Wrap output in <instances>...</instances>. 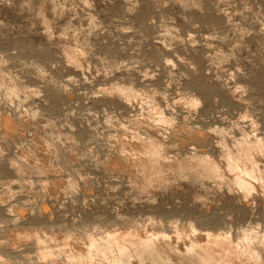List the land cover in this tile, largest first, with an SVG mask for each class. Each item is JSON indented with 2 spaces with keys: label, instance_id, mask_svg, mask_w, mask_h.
I'll list each match as a JSON object with an SVG mask.
<instances>
[{
  "label": "rangeland",
  "instance_id": "obj_1",
  "mask_svg": "<svg viewBox=\"0 0 264 264\" xmlns=\"http://www.w3.org/2000/svg\"><path fill=\"white\" fill-rule=\"evenodd\" d=\"M160 1L56 0L53 5L51 0H0V58H4L0 60H4L1 65L6 66L1 67L5 72L0 68V75H8L6 78L3 75V80L8 78L5 80L8 82L10 78L9 83L12 82L9 85L4 81L2 86L0 83V121H3L2 126L5 124L2 127L0 122V128L5 130L1 133L0 129L4 138L0 139V157L6 159L0 160L2 224L7 225L5 220L9 218L13 220L8 221L12 223L10 228L42 225H50V228L55 224L56 228L67 226L83 231L88 227L87 223L93 228L104 227L106 223L118 226L124 222L125 226H136L139 231L146 232L161 227L159 223L149 221L157 217L155 220L166 218L169 221L170 226H164L168 231L188 228L189 235L185 232L188 236L195 229L206 233L203 228L210 226L222 231L232 230L234 235L241 237L240 240L249 229L264 236L262 196L247 195L224 183L221 176L210 180L199 177L198 180L188 171L175 172L169 182L142 188L138 180L140 173H137L141 164L122 147L124 141L131 144L135 138H145L147 125L140 124L138 130H134L139 133V138L134 131L122 142L120 136L117 137L130 124L146 116L159 121L156 128L169 138H181L183 133L177 125H187L192 129L189 137L193 141L184 144L183 152L199 151L197 153L209 155L216 161L224 160L226 148L233 153L241 150L240 141L246 136L251 140L263 139L264 0H190L189 4L182 0ZM45 4L46 9L42 10ZM69 29L86 32L83 39L89 45L85 48L92 51L85 53L88 59L82 56L83 66L67 62L63 55L68 43L75 44L80 40L67 38L64 33ZM33 69L43 70L42 76H37L40 70ZM14 83L19 88L16 98L8 91L15 87ZM124 88L128 89L126 93ZM37 112L46 115L48 121L41 117L40 122ZM6 117L15 121L11 127L6 126V119H3ZM170 119L175 122V128ZM46 138L48 143L51 140L53 145H58L48 147L52 150L46 145L42 154L48 157L45 169L39 174H24L25 180L20 178L23 176L12 171L8 159H20L25 150L35 148L38 143L48 144ZM115 138L117 141L119 138L118 143ZM114 156L119 157L115 159ZM47 181H56L59 187L54 186L53 191ZM66 184L67 189H64ZM8 190L13 192L7 198ZM215 193L218 194L216 198ZM10 205L18 206H13V210ZM17 207L19 209H15ZM174 221L180 222L179 225ZM192 222L195 229H192ZM97 223L101 225L96 226ZM103 227L96 228L99 234L108 226ZM10 228L4 232L0 229V240L5 241V238L1 239L4 235L1 233H9ZM238 231H241L240 235ZM7 240L6 246L3 242V249L0 248L3 254L8 251L7 255L0 253L3 264H8L9 258L12 262L17 260L15 264L63 261L62 256L39 260L32 239L23 238L14 246L10 239ZM58 241L53 240L51 248H59ZM24 259L26 261H22Z\"/></svg>",
  "mask_w": 264,
  "mask_h": 264
},
{
  "label": "bare ground",
  "instance_id": "obj_2",
  "mask_svg": "<svg viewBox=\"0 0 264 264\" xmlns=\"http://www.w3.org/2000/svg\"><path fill=\"white\" fill-rule=\"evenodd\" d=\"M47 1V0H46ZM154 1V0H153ZM156 1V0H155ZM160 1V0H159ZM185 3H188V1L190 2V0H182ZM193 1V0H192ZM191 1V3H193ZM52 4L55 2L56 0L52 1ZM50 2V3H51ZM161 2V1H160ZM164 2V1H163ZM45 3V1L43 2ZM48 3V2H47ZM55 3L53 5H55ZM58 3V2H57ZM157 3V2H156ZM158 4V3H157ZM160 4V3H159ZM189 4V3H188ZM192 5V4H190ZM47 4H45L43 6V8L41 7L42 10H45ZM54 8V6H53ZM59 8V7H58ZM175 19V18H174ZM52 31V30H50ZM83 31V30H82ZM64 35L67 38H80L79 41H76L75 44H70L68 43L67 46L65 47L64 50V54L66 55L64 57H67V62L71 61L74 62V64H78V66L80 67V65H82V63L84 64V62L82 61V56L84 55L85 57H87L85 55V53H87L88 51H92L90 49H86L85 47H87L88 45L85 43L84 41V36H86V32H75L71 29L66 30ZM86 39V38H85ZM66 40V39H65ZM91 46V45H90ZM88 48V47H87ZM91 48V47H89ZM64 49V48H63ZM89 53V52H88ZM85 57L83 58V60H85ZM3 58V57H2ZM0 58V59H2ZM109 58V57H108ZM4 59V58H3ZM66 59V58H65ZM88 59V57H87ZM4 63V60H2ZM0 60V65L1 62ZM19 61V60H18ZM20 62V61H19ZM18 62V63H19ZM23 62V61H22ZM25 63V62H24ZM6 64V63H5ZM15 64V63H14ZM73 64V65H74ZM115 64V63H114ZM5 66V65H4ZM3 65L0 66L3 68H6V66L4 67ZM20 66V65H19ZM25 66V65H24ZM27 66V65H26ZM41 66V65H39ZM46 66V65H45ZM83 66V65H82ZM43 67V66H41ZM40 68V67H39ZM44 68V67H43ZM42 68V69H43ZM47 68V67H46ZM45 68V70H47ZM2 69V68H1ZM0 69V70H1ZM38 69V68H37ZM22 70V69H21ZM40 70V69H39ZM38 70V71H39ZM105 70V69H104ZM3 72H5V70L2 69ZM0 71V72H2ZM38 72L37 70H34ZM43 70H40L37 73V76H42V72ZM36 72H32L34 74H36ZM47 73V72H46ZM45 73V74H46ZM9 74V73H7ZM12 74V73H11ZM11 74H9L11 76ZM17 74V73H16ZM41 74V75H40ZM4 73L2 75H0V83L1 86L2 84H4V81L7 80H3L4 79ZM48 75V74H47ZM7 77H9L8 75H6ZM5 76V78H6ZM14 76V75H13ZM16 77V76H15ZM46 77V75H45ZM51 77V76H50ZM49 77V78H50ZM12 78V77H11ZM17 78V77H16ZM14 78V79H16ZM36 78V77H35ZM41 78V77H40ZM44 78V77H43ZM42 79V78H41ZM13 80V79H12ZM10 81V78H9ZM8 83L9 85H12L11 83ZM17 81V80H16ZM13 81V82H16ZM40 82V81H39ZM57 82V81H56ZM5 83V85H7ZM17 83V82H16ZM14 83V85L16 84ZM23 83V82H22ZM21 83V84H22ZM20 84V85H21ZM53 84V83H52ZM8 85V86H9ZM17 85V84H16ZM15 85V87H11L10 90H8L10 92V94L12 95V97H15V94H17L18 96V89L17 86ZM24 85V84H23ZM22 85V86H23ZM50 85V84H49ZM55 85V84H54ZM0 86V87H1ZM26 88V85H24ZM23 86V87H24ZM22 87V89H23ZM28 87V86H27ZM45 87V86H44ZM61 87V86H59ZM24 88V89H25ZM37 88V87H36ZM40 88V87H39ZM49 88V87H48ZM57 85H56V89H57ZM8 89V87L6 88ZM29 89V88H28ZM3 90V89H2ZM32 90V89H31ZM30 90V92H32ZM125 91V93L128 91V89L125 88L122 89ZM1 91V89H0ZM21 92H23L22 90H20ZM27 90L24 91V94H26ZM29 91V90H28ZM42 91V89H41ZM39 92V91H38ZM44 92V91H43ZM56 93V92H55ZM124 93V94H125ZM9 94V93H8ZM30 94V93H29ZM28 94V95H29ZM10 95V96H11ZM27 95V94H26ZM32 95V94H30ZM7 97V96H6ZM28 98V96H26ZM49 97V96H48ZM9 98V97H8ZM16 98V97H15ZM21 98V97H20ZM19 98V99H20ZM35 98V97H34ZM46 98V97H45ZM7 99V98H6ZM12 99V98H11ZM26 99V98H25ZM30 99V98H29ZM8 100V99H7ZM10 100V99H9ZM15 100V99H13ZM11 100V103L12 101ZM19 101V100H17ZM30 101V100H29ZM33 101V100H32ZM30 102V104L33 102ZM5 102V101H4ZM3 102V104H4ZM10 102V101H9ZM20 102V101H19ZM192 102V101H191ZM195 102V101H194ZM28 103V102H27ZM19 104V103H18ZM21 104V103H20ZM196 104V102H195ZM193 104V105H195ZM29 105V104H28ZM192 105V107H193ZM197 105V104H196ZM198 106V105H197ZM24 107V106H23ZM28 107V106H27ZM196 108V107H195ZM18 109V108H17ZM29 109V108H28ZM28 111V110H27ZM26 112V111H25ZM49 112V111H48ZM29 113V112H28ZM38 113V112H37ZM44 113V112H43ZM46 113V112H45ZM41 113H38L37 115L39 116V118L37 117L38 120H41V117L45 119L46 115L42 116L40 115ZM51 114V113H50ZM49 114V115H50ZM21 115V114H20ZM28 115V114H27ZM32 115V114H31ZM36 115V114H35ZM52 115V114H51ZM151 115V114H149ZM23 115H21V119ZM30 116V115H29ZM28 116V117H29ZM33 116V115H32ZM72 116V115H71ZM4 117V116H3ZM13 117V116H12ZM10 116V118H12ZM16 117V116H15ZM19 117V116H18ZM19 117V118H20ZM27 117V116H26ZM31 117V116H30ZM36 117V116H34ZM136 117V116H135ZM139 117V116H138ZM143 117V116H142ZM174 117V116H172ZM9 118V117H8ZM3 118V119H8ZM56 118V117H55ZM66 118V117H65ZM2 119V118H1ZM13 119V118H12ZM10 120H5L6 122V126L11 127L15 121H11ZM35 119V118H34ZM33 119V121H34ZM47 119V117H46ZM54 119V118H53ZM157 119V118H156ZM16 120V119H15ZM30 120V119H29ZM175 120V119H174ZM22 121V120H21ZM36 121V120H35ZM45 121V120H43ZM48 121V119L46 120ZM162 121V120H161ZM160 121V122H161ZM164 121V120H163ZM1 122V126L3 125V121ZM42 122V120L40 121ZM70 122V121H69ZM100 122V121H99ZM113 122V121H112ZM165 122V121H164ZM167 122V121H166ZM170 122L174 124L175 122L170 119ZM185 122V121H184ZM18 123V122H17ZM21 123V122H20ZM44 123V122H43ZM58 123V122H57ZM145 123L148 128V130L146 131V137L145 138H139L138 132H135L134 130H138V128L140 127V124ZM156 123L153 121V119L149 118L146 116V118H140L137 119L134 123L130 124L127 129L122 132L120 129L123 128L121 126V128L119 129L122 134L120 133L118 136H120V141H124L125 138H127L128 136L131 135V131H134L135 133H137V138L136 141L134 140V138L132 137L133 143H128L124 141V146L122 147L124 150L129 151V154L131 152V154H133L132 156H134L138 161L139 164H141V168L138 170L140 172L139 174V185L142 188H149L151 186H153L155 183H163V182H169L172 178L171 176L173 174H175V172H181V171H188L189 173H194V177L196 176L199 180V177L210 180L211 178L217 177V176H221V178H223L224 183L229 184L231 187L244 191L247 193V195H258V196H262L264 198V138L262 139L261 137L259 139H253L251 140L250 138H248L247 136L241 140L240 142L242 144H240V146H242L241 150L235 147L236 149V153L231 152L228 148L225 149L224 153H223V157L224 160L222 161H216V159L210 158L206 155H202L199 154L197 152H194L192 150H188V151H184L183 152V146L186 142L188 141H193V138L189 137L190 133H191V128H189L187 125L186 126H179L177 125L178 129L183 133V136L181 138H169L167 134L162 133L161 131H159L156 127ZM162 123V122H161ZM169 123V122H168ZM179 123V122H178ZM164 124V123H163ZM167 125V123H165ZM170 124V123H169ZM55 125V124H54ZM165 125V126H166ZM176 125V124H175ZM181 125V124H180ZM5 126V124H4ZM2 126V127H4ZM42 126V125H41ZM44 126V125H43ZM144 126V125H143ZM161 126V125H160ZM164 126V125H163ZM14 127V126H13ZM16 127V126H15ZM18 127V126H17ZM142 127V126H141ZM27 128V127H26ZM143 128V127H142ZM159 128V127H158ZM163 128V127H162ZM175 128V127H174ZM218 128V127H217ZM1 129V133L4 129ZM25 129V128H24ZM146 129V128H145ZM172 129V128H171ZM177 129V130H178ZM8 130V129H7ZM15 130V129H14ZM27 130V129H26ZM194 130V129H193ZM195 131V130H194ZM197 131V130H196ZM202 131V129H201ZM210 131V130H209ZM208 131V132H209ZM105 132V131H104ZM111 132V131H110ZM118 132V131H117ZM176 132V130H175ZM198 132V131H197ZM226 132V131H225ZM235 132V131H234ZM0 133V139L3 138L1 137ZM5 133V130H4ZM7 133V131H6ZM9 133V132H8ZM14 133V132H13ZM48 133V132H47ZM103 133V132H102ZM119 133V132H118ZM173 133V132H172ZM193 133V132H192ZM10 134V133H9ZM237 134V133H236ZM240 134V133H238ZM52 135V134H51ZM60 135V134H59ZM79 135V134H78ZM106 135V134H104ZM173 135V134H172ZM49 136V135H48ZM90 136V135H89ZM115 136V135H114ZM134 136V133L133 135ZM145 136V135H144ZM171 136V135H170ZM178 136V135H176ZM195 136V135H194ZM193 136V137H194ZM199 136V135H198ZM233 136V135H232ZM10 137V136H9ZM100 137V136H99ZM102 137V136H101ZM116 137V138H117ZM180 137V136H179ZM197 137V135H196ZM202 137V134L200 136V138ZM239 137V136H238ZM237 137V139H238ZM257 137V136H256ZM45 138V137H44ZM51 138V137H48ZM48 138H46V141L48 140ZM60 138V137H59ZM65 138V137H64ZM110 138V137H109ZM108 138V139H109ZM115 138V139H116ZM242 138V137H241ZM254 138V137H253ZM4 139V138H3ZM11 139V138H10ZM13 139V138H12ZM43 139V138H42ZM40 139V140H42ZM82 139V138H81ZM122 139V140H121ZM199 139V138H198ZM204 139V138H203ZM226 140V138H224ZM228 139V138H227ZM230 139V138H229ZM233 139V138H232ZM53 140V139H52ZM80 140V139H79ZM84 140V139H83ZM195 140V139H194ZM231 140V139H230ZM236 140V138H235ZM14 141V140H13ZM37 141V140H36ZM35 141V143H36ZM55 141V140H54ZM90 141V140H89ZM95 141V140H94ZM117 143L118 141L117 139L115 140ZM114 141V142H115ZM199 141V140H198ZM237 142H239L238 140H236ZM235 141V142H236ZM4 142V141H3ZM38 142V141H37ZM49 141H47L48 143ZM52 141L50 140V143ZM56 142V141H55ZM79 142V141H78ZM77 142V143H78ZM102 142V141H101ZM115 142V143H116ZM120 143L123 144V143ZM223 142V141H222ZM45 143V141H44ZM45 144V145H39V143L37 144V146L33 149L30 148V150H23V152H25L22 156L23 158L16 156L18 158L16 159H12L8 161L10 162V167L12 169V171L16 174H19L20 177L22 179H24V176L26 174H39L43 171V169H45L46 165H47V160L48 157L44 155V157L42 156L43 151H45L46 145L47 148L48 147H57L56 144L53 145L54 142H52L51 144ZM107 143V142H106ZM202 143V142H201ZM204 143V142H203ZM206 143V142H205ZM204 143V144H205ZM231 143V142H230ZM234 142H232L233 144ZM34 144V143H33ZM111 144V143H110ZM188 144V143H187ZM196 144V143H195ZM221 144V143H220ZM225 145H228L227 142L224 143ZM8 145V144H7ZM4 145V146H7ZM39 145V146H38ZM91 145V144H90ZM207 145V144H206ZM217 145V143H216ZM234 145L237 146V144L234 143ZM93 146V145H91ZM111 146V145H109ZM114 146V145H113ZM222 146V145H221ZM239 146V144H238ZM239 146V147H240ZM117 147V144H116ZM194 147V146H193ZM220 147V146H219ZM224 147V146H223ZM72 148V147H71ZM76 148V147H75ZM95 148V147H94ZM119 148V147H118ZM121 148V149H122ZM186 148V147H185ZM217 148V147H215ZM225 148V147H224ZM27 149V148H26ZM51 149V148H50ZM48 148V150H50ZM56 149V148H53ZM58 149V148H57ZM83 149V148H82ZM101 149V148H100ZM120 149V148H119ZM191 149V148H190ZM194 149V148H193ZM223 149V148H222ZM20 150V148H19ZM22 150V149H21ZM47 150V151H48ZM52 150V149H51ZM74 150V149H73ZM84 150V149H83ZM93 150V149H92ZM103 150V149H102ZM105 150V149H104ZM81 151V150H80ZM106 151V150H105ZM108 151V150H107ZM222 151V150H221ZM76 152V151H75ZM86 152V151H85ZM111 152V151H110ZM216 152V150H215ZM46 153V152H45ZM118 153V152H116ZM210 153V152H209ZM218 153V152H217ZM8 154V153H7ZM49 154V153H48ZM47 154V155H48ZM56 154V153H55ZM68 154V153H67ZM66 154V155H67ZM119 154V153H118ZM206 154V153H204ZM220 154V152L218 153ZM17 155V154H16ZM19 155V154H18ZM21 155V154H20ZM51 155V152H50ZM90 155V154H89ZM107 155V154H106ZM116 155V154H115ZM124 155V154H123ZM126 155V153H125ZM221 155V154H220ZM74 156V155H73ZM117 156V155H116ZM121 156V155H120ZM54 157V156H53ZM52 157V158H53ZM58 157V156H57ZM55 157V158H57ZM60 157V156H59ZM109 157V156H108ZM119 157V156H118ZM118 157L114 158L117 159ZM222 157V158H223ZM2 157H0L1 160ZM4 158V157H3ZM2 158V159H3ZM15 158V157H13ZM129 158V157H128ZM59 159V158H57ZM124 159V158H123ZM131 159V158H130ZM220 159V156H219ZM4 160H6L4 158ZM83 160V159H82ZM135 160V159H134ZM50 161V160H49ZM80 161V160H79ZM116 161V160H115ZM121 161V160H120ZM126 161V160H125ZM129 161V160H128ZM133 161V158L132 160ZM6 162V163H9ZM60 162V161H59ZM58 162V163H59ZM117 162V161H116ZM130 163V162H128ZM127 163V164H128ZM57 164V161H56ZM60 164V163H59ZM58 164V166H59ZM118 164V163H117ZM134 164V163H133ZM1 165V164H0ZM62 165V163H61ZM136 165V164H135ZM53 166V165H51ZM54 167V166H53ZM52 167V168H53ZM60 167V166H59ZM56 168H58L56 166ZM69 168V167H68ZM133 168V167H132ZM135 170V169H134ZM46 171H50V170H46ZM53 171V170H52ZM187 172V173H188ZM75 173V172H74ZM184 173V172H183ZM186 173V174H187ZM1 174V173H0ZM16 174V175H17ZM25 174V175H24ZM54 174V173H53ZM136 174V173H135ZM185 174V173H184ZM236 174V175H235ZM191 175V174H190ZM175 176V175H173ZM186 176V175H183ZM188 176V175H187ZM17 177V178H19ZM32 177V176H31ZM30 177V178H31ZM188 178V177H187ZM186 178V179H187ZM196 178V179H197ZM201 178V179H202ZM48 179V178H47ZM189 179V178H188ZM195 179V180H196ZM21 180V179H20ZM25 180V179H24ZM58 180V179H57ZM184 180V179H183ZM203 180V179H202ZM30 181H32L30 179ZM192 181V180H191ZM206 181V180H205ZM222 181V180H220ZM8 182V181H7ZM23 182V181H22ZM44 182V181H43ZM48 182V181H47ZM46 182V184L49 185V187H52V190L55 186V188L58 186L57 182H52L49 181L48 183ZM60 182V181H59ZM62 182V181H61ZM203 182V181H202ZM211 182V181H210ZM216 182V181H215ZM38 183V182H37ZM67 183V182H66ZM70 183V182H69ZM20 184V183H19ZM26 184V182H25ZM43 184V183H42ZM57 184V185H56ZM175 184V183H174ZM6 185V184H5ZM4 185V187H5ZM14 185V184H13ZM34 185V184H33ZM222 185V184H221ZM9 186V185H8ZM11 186V185H10ZM15 186V185H14ZM63 186V184H62ZM68 184H66V188L67 189ZM35 187V186H34ZM43 187V186H42ZM47 187V185H46ZM45 187V188H46ZM51 191L52 190H49ZM59 187V186H58ZM57 187V188H58ZM72 187V186H70ZM228 187V186H227ZM46 188V189H47ZM4 189V188H3ZM33 189V188H32ZM44 189V188H43ZM63 189V187H62ZM63 189V190H64ZM71 189V188H70ZM207 189V188H206ZM11 190V188H10ZM8 190L7 195H5L7 198L10 197V195H12V192ZM58 190V189H57ZM61 190V189H60ZM59 190V192H60ZM46 191V190H45ZM54 191V190H53ZM56 191V190H55ZM68 190H66L67 192ZM140 191V190H139ZM240 191V193H241ZM58 192V191H57ZM55 192V193H57ZM58 192V194L60 195V193ZM16 193V192H15ZM62 193V192H61ZM64 193V191H63ZM140 193V192H139ZM213 193V192H212ZM243 193V192H242ZM31 194V193H30ZM51 194V193H50ZM239 194V193H238ZM215 198L216 196L218 197V194H214ZM221 195V194H219ZM19 196V195H18ZM33 196V195H32ZM56 196V195H55ZM61 196V195H60ZM246 196V194H245ZM12 197V196H11ZM58 197V196H57ZM64 197V196H63ZM14 198V197H13ZM16 198V197H15ZM54 198V197H53ZM52 198V199H53ZM214 198V196H213ZM247 198V197H246ZM56 199V197H55ZM19 200V199H18ZM214 200V199H213ZM216 200V199H215ZM57 201V200H56ZM201 201V200H200ZM245 201V200H244ZM43 202V201H42ZM107 202V201H106ZM241 202V201H240ZM248 203V201L246 202ZM19 204V203H18ZM44 204V203H42ZM46 204V203H45ZM206 205V204H205ZM216 205V204H215ZM12 207V209L14 210L15 205H10ZM18 206V205H16ZM15 206V207H16ZM22 206V205H21ZM27 206V205H26ZM20 207V206H19ZM22 207H25V204H23ZM47 207V206H46ZM21 208V207H20ZM29 208V207H28ZM31 208V207H30ZM210 208V207H209ZM15 209H19L18 207ZM11 210V209H10ZM205 210L206 207H205ZM9 211V210H8ZM17 211V210H16ZM40 211V210H39ZM49 211V210H48ZM22 212V211H21ZM206 212V211H205ZM18 213V212H17ZM17 215V214H16ZM48 215V214H47ZM52 215V214H51ZM50 215V216H51ZM3 216V215H2ZM22 216V215H21ZM35 216V215H34ZM49 216V217H50ZM23 217V216H22ZM5 218V217H4ZM15 218V217H14ZM27 218V217H26ZM122 218V217H121ZM147 218V217H146ZM153 218V217H152ZM157 217H155L156 219ZM162 218V217H161ZM3 219V218H2ZM12 219V218H11ZM17 219V218H16ZM50 219V218H49ZM118 219V218H117ZM155 219H149V221L152 222H157L161 225V227H159L157 230L155 231H146V232H142L139 231L136 226H131L127 225L125 226V223H117L121 226H116L117 224H113L112 225L110 223H106V226L103 227V225L97 223L96 226L101 225L103 228H107L103 229L100 228L102 230V234H99V230L97 231V229L99 227H90L89 223H87V225L85 227V229L77 231L79 229H69V227L67 228V226H63L61 225L58 226L56 228L55 224L50 228H48L50 225H47L48 227H25V229H19L18 226L17 228L21 231H19L17 228H15V230H12L14 228H10L13 220H9V218L7 219V221L5 220V224H2L1 220V224L5 226H7L8 229L7 231L9 233H1V236L4 234H7V236H2L1 239L5 238V241L0 240L1 244H0V248H2L1 246H3V242H5V246L7 244V242L10 244L9 240L12 242L11 245H15V243H18L20 240H23V238H27L28 239H32L35 241V243L33 244V247L36 251V255L38 256L37 258L43 259V260H48V259H54L57 258L59 256L63 257V261L61 262H55L56 264H264V236H259V234L257 232H255V230H248L245 232L243 238L240 240V238H238V236L234 235L231 231H222L221 229H217V227L215 229H213L212 226H210V224H208L210 226V228L204 229L203 231L206 233L208 232V234L203 233L198 231L197 229H195L193 222H192V229H195L193 231V234H191L190 236L189 233H187V229L182 231L179 229H176L175 232H171L168 231L166 228H168L170 225H168L167 223H169V221H167L166 218L164 219H160V220H155ZM22 220V219H21ZM52 220V219H51ZM50 220V222H51ZM119 220V219H118ZM121 220V219H120ZM126 220V219H125ZM231 220V219H230ZM11 221V222H8ZM17 221V220H16ZM122 221V220H121ZM148 221V220H147ZM177 221V220H176ZM193 221V220H192ZM195 221V220H194ZM197 221V220H196ZM195 223H198L196 222ZM202 221V220H201ZM10 223V226L8 223ZM178 222V221H177ZM18 223V222H15ZM128 223V222H127ZM172 223V222H170ZM175 223V221L173 222ZM180 223V222H179ZM179 223H177L179 225ZM201 223V222H200ZM21 224V222L19 223ZM53 224V223H52ZM96 224V223H95ZM94 224V226H95ZM104 224V223H103ZM165 224H167L168 226H166V228L164 227ZM176 224V223H175ZM174 224V225H175ZM176 224V225H177ZM185 224V223H184ZM204 224V223H203ZM212 224V222H211ZM214 224V223H213ZM217 224V223H216ZM1 225V226H2ZM29 225V224H28ZM75 225V224H74ZM82 225V224H81ZM84 225V224H83ZM111 225V227H109ZM133 225V224H132ZM158 225V224H157ZM175 225V227H176ZM186 225V224H185ZM190 225V224H189ZM187 225V226H189ZM198 225V224H197ZM206 225V226H208ZM0 226V229L3 228ZM9 226V227H8ZM16 226V225H15ZM93 226V225H91ZM116 227L115 229H112ZM205 226V224H204ZM203 226V227H204ZM208 226V227H209ZM258 226V225H257ZM23 227V226H22ZM43 227V228H42ZM65 227V228H64ZM82 227V226H81ZM80 227V229H81ZM118 227V228H117ZM184 227V225H183ZM212 227V228H211ZM259 227V226H258ZM1 231L4 232L7 228H5ZM67 228V229H66ZM79 228V227H78ZM84 228V227H83ZM97 228V229H96ZM174 228V227H172ZM182 228V227H180ZM185 228V227H184ZM239 228V227H238ZM241 228V227H240ZM141 229V228H140ZM172 229V230H175ZM191 229V226L189 228V230ZM223 229V228H222ZM230 229V228H229ZM248 229V228H247ZM11 230V231H9ZM85 230V231H84ZM100 230V231H101ZM143 230V229H141ZM171 230V229H170ZM241 230V229H240ZM262 230V229H261ZM192 231V230H191ZM243 231V228H242ZM185 232L188 235H185ZM241 231H238V234ZM261 232V231H260ZM191 233V232H190ZM241 234V233H240ZM239 234V235H240ZM243 234V233H242ZM79 236V237H77ZM190 237V238H189ZM7 238V239H6ZM240 240V242H238L237 240ZM7 240V242H6ZM53 240L57 241L59 240L58 243L59 244V248L56 247V249L51 248V242H53ZM3 243V244H2ZM8 244V245H9ZM55 245V244H54ZM57 246V245H56ZM3 249V248H2ZM5 249V248H4ZM8 249V248H7ZM6 249V250H7ZM32 250V249H31ZM226 250V251H225ZM226 252V253H225ZM0 253L3 254V252L0 251ZM8 251L5 252V254L3 255H7ZM10 253V252H9ZM11 254V253H10ZM19 254V253H18ZM2 255V257H3ZM13 255V254H12ZM35 255V256H36ZM1 256V255H0ZM11 257V255H9ZM33 256V255H32ZM8 257V256H7ZM1 258V257H0ZM9 258V257H8ZM34 258V257H33ZM7 259V258H6ZM4 261H7V260ZM10 261L12 260L11 258H9ZM31 259V258H30ZM35 259V258H34ZM60 259V258H59ZM62 260V259H61ZM8 264H13L14 262H10ZM22 261H26L25 259ZM33 261V260H31ZM49 261H53V260H49ZM34 262V261H33ZM32 262V263H33ZM4 263V262H3ZM2 262H0V264H3ZM7 264V262H5ZM18 263V262H17ZM16 263V264H17ZM31 263V264H32ZM41 263V262H40ZM52 263V262H51ZM50 263V264H51ZM15 264V263H14ZM19 264V263H18ZM35 264V263H33Z\"/></svg>",
  "mask_w": 264,
  "mask_h": 264
}]
</instances>
